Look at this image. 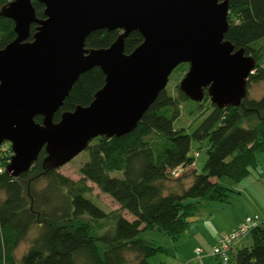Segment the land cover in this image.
Instances as JSON below:
<instances>
[{
    "label": "trees",
    "instance_id": "1",
    "mask_svg": "<svg viewBox=\"0 0 264 264\" xmlns=\"http://www.w3.org/2000/svg\"><path fill=\"white\" fill-rule=\"evenodd\" d=\"M9 1L0 0V9ZM31 2L36 17L43 18V4ZM227 8L224 38L255 60L241 103L218 107L205 91L201 100H209L211 108L192 131L186 132L175 128L173 122L179 116L181 100L189 98L177 84L175 94L164 87L132 131L89 141L85 148L88 159L78 168L79 179L55 168L45 171L43 148L30 169L18 177L1 172L0 191L4 197L0 199V264H151L150 257L167 250L144 237L147 231L176 241L202 199L227 201L233 190L224 179L238 183L264 153V92L258 99L248 93L251 84L264 82V0H227ZM34 28L31 24L30 37ZM120 33L119 29L93 30L85 37V47L105 48ZM14 37L13 21L0 14V48ZM141 41L138 31L129 32L124 38V52H131ZM180 66L184 71L188 64L180 63L175 68ZM103 84L104 74L99 67L81 73L53 121L64 111L89 104ZM252 116L258 119L256 125H240L242 119ZM34 119L40 121L41 116ZM191 140L207 142L200 172L193 167L197 151L194 157L189 154ZM10 155L0 151L4 165ZM189 167L191 180L187 185H167L170 179L178 181ZM174 169L176 175L172 174ZM112 170L120 171V175H110ZM86 181L108 194L119 207L107 212L101 209L85 196L90 191ZM122 210L133 219H126ZM83 215L93 223L78 220ZM102 222L108 227L96 230V224ZM31 231L34 235L28 247L17 257L16 248ZM248 235L249 246L231 248L215 264H264V226L253 227ZM98 242L104 245L102 251Z\"/></svg>",
    "mask_w": 264,
    "mask_h": 264
},
{
    "label": "water",
    "instance_id": "2",
    "mask_svg": "<svg viewBox=\"0 0 264 264\" xmlns=\"http://www.w3.org/2000/svg\"><path fill=\"white\" fill-rule=\"evenodd\" d=\"M37 1L43 18L31 0H10L0 9L15 33L0 48V146L9 143L4 171L12 177L28 171L42 148V168L49 171L97 136L132 131L180 63L188 67L178 87L193 101L206 91L218 107L237 106L246 94L255 60L224 38L227 0ZM97 29L121 33L105 48L85 47ZM133 30L142 41L125 53L124 38ZM94 66L104 84L91 102L53 121L74 81Z\"/></svg>",
    "mask_w": 264,
    "mask_h": 264
},
{
    "label": "rangeland",
    "instance_id": "3",
    "mask_svg": "<svg viewBox=\"0 0 264 264\" xmlns=\"http://www.w3.org/2000/svg\"><path fill=\"white\" fill-rule=\"evenodd\" d=\"M183 66L174 68L168 76L166 89L176 93L175 85L179 83L183 74ZM264 92V82H258L251 84L248 88L249 97L258 99ZM200 103V105L198 104ZM211 105L209 100L195 102L191 99L181 100L179 108V116L174 120L173 125L175 128H184L186 132L192 131L197 124L208 114ZM258 119L256 116L242 119L240 125L243 127H252L256 125ZM206 140L196 141L191 140L189 154L194 157L197 151L198 155L193 159V167L197 172L201 171L202 165L206 159ZM2 148L6 150V154L11 153L9 151V143L4 142ZM88 159V152L83 149L68 162L58 167L56 170L65 176H68L74 180L80 178L78 172L79 165ZM192 167H189L180 176L179 180L170 179L167 182L168 186H176L178 182H182L187 185L191 180ZM112 176H119L120 171L112 170L109 172ZM226 184L230 185L232 192L229 193L227 201H215L202 199L198 205L196 212L186 227L184 233L176 241H172L169 237L164 236L156 231H147L144 237L151 239L154 243L163 246L167 253H158L153 257L149 258L151 264H215L221 257L210 254V249L216 241L210 236L214 231L213 227H216L213 219L219 217V211L216 209V204H223L221 214L227 217L228 221L230 218L234 219L237 216H243L246 213L263 212L264 213V153L259 155V161L256 166L250 168L248 175L242 178L238 183H231L227 178L224 179ZM43 181L40 182L42 184ZM86 184L90 186V191L85 194L86 197L90 198L95 204H97L104 211H110L117 209L119 205L106 193L99 190V188L92 182L86 181ZM4 197V193L0 191V199ZM214 211V215L210 214V211ZM122 215L128 219H133V216L126 210H122ZM203 219V220H202ZM225 218H223L224 220ZM80 221L87 220L90 224L93 221L89 220L88 216L83 215L78 218ZM215 220V219H214ZM96 230L102 231L108 227V223L96 224ZM199 232L207 241V246L203 245L202 242L195 236V233ZM34 235V231H31L25 240L20 242L16 248V256H20L25 249L28 247L31 237ZM251 239L249 235L241 242L240 245L243 247L249 246ZM99 250L104 249V245L98 242ZM195 247H200L203 252L200 255L194 254Z\"/></svg>",
    "mask_w": 264,
    "mask_h": 264
},
{
    "label": "built area",
    "instance_id": "4",
    "mask_svg": "<svg viewBox=\"0 0 264 264\" xmlns=\"http://www.w3.org/2000/svg\"><path fill=\"white\" fill-rule=\"evenodd\" d=\"M2 145L0 146V151L6 154V150L2 148ZM9 158L5 159L6 164L8 163ZM4 168L5 165L3 164V160H0V173L4 171ZM172 174H177L176 169L172 171ZM256 226H264V213H252L249 215H245L241 222L237 224L234 228L218 236L216 244L213 245L209 250L210 254L219 257H225L227 252L231 248H233L235 244H237L240 240L246 237L249 234L250 230ZM202 251V248L196 247L194 249V254L200 255Z\"/></svg>",
    "mask_w": 264,
    "mask_h": 264
},
{
    "label": "crops",
    "instance_id": "5",
    "mask_svg": "<svg viewBox=\"0 0 264 264\" xmlns=\"http://www.w3.org/2000/svg\"><path fill=\"white\" fill-rule=\"evenodd\" d=\"M216 209L217 210H220L218 213H219V217H214L213 221L216 225V227H213L214 228V231L209 234L210 238L212 237L215 241L217 240L218 236H220L221 234L223 233H226L228 231H230L232 228H234L237 224H239L241 222V220L244 218L243 216H237L235 217L234 219L230 218V220L228 221L227 217L229 216H223L221 214L222 212V209H223V204H216ZM253 213H263V212H253ZM210 214L214 215V211L211 210L210 211ZM249 214H252V213H246L245 215H249ZM244 215V216H245ZM223 218H225L223 220ZM203 220V219H202ZM195 236L199 239L200 242L203 243V245L207 246V241L205 240V238L200 235L199 232H196L195 233ZM247 237V236H246ZM244 237L242 240H240L237 244H235V246L233 247V249H237L239 247H241L242 245L241 242L246 238ZM196 248V247H195ZM203 250V249H202ZM210 250V249H208ZM209 252V251H208ZM210 253V252H209ZM217 262V261H216Z\"/></svg>",
    "mask_w": 264,
    "mask_h": 264
}]
</instances>
